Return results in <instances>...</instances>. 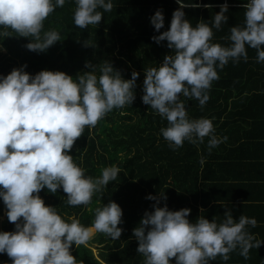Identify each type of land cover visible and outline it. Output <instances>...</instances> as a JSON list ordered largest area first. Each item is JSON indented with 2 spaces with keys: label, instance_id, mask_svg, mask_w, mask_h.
<instances>
[{
  "label": "clouds",
  "instance_id": "1",
  "mask_svg": "<svg viewBox=\"0 0 264 264\" xmlns=\"http://www.w3.org/2000/svg\"><path fill=\"white\" fill-rule=\"evenodd\" d=\"M66 0H0V35L29 37L25 45L33 51H45L61 39L55 28L42 31L46 18ZM74 24L79 28L98 25L103 11H111L113 0H75ZM170 27L164 26L163 11L157 9L150 22L159 35L156 43L166 40L173 49L157 66L144 68L143 103L150 105L167 120L160 132L175 150L185 140L203 143L209 137L208 151L227 141L218 137L214 118H191L186 102L181 98H195L203 108L210 99L212 82L218 80L217 69L231 60H248L247 48L256 49L257 62H264V0H246L243 25L230 28L228 45L213 42L214 29L227 23V3L221 4L209 21L193 23L186 18L185 8H211V4L196 0H177ZM85 46L93 45L84 41ZM2 47V45H0ZM90 71L73 76L60 70L43 69L36 74L25 71L26 64L13 68L7 75L0 74V198L7 208V218L15 222V231H0V253L11 258V264H83L72 255L73 244L87 243L94 233L118 239L123 228V211L114 200L95 208L94 221L85 226L76 217L65 219L57 208L46 205L39 195L46 188L56 193L62 187L68 205H89L95 193H102L110 181H116L123 171L119 164L101 169L91 176L70 154L76 139L87 126L89 129L113 109L131 105L139 72L133 70L125 79L112 63L105 59L93 65L85 62ZM203 159V158H202ZM152 211H145L133 234L138 240L137 252L143 264H210L217 256L230 259L229 254L249 258L252 248H259L264 240L256 239L249 226L256 227L255 217L241 214L234 219L231 209L222 219H207L200 215L193 222L188 207L171 210L160 199ZM203 208L201 212H203Z\"/></svg>",
  "mask_w": 264,
  "mask_h": 264
},
{
  "label": "trees",
  "instance_id": "2",
  "mask_svg": "<svg viewBox=\"0 0 264 264\" xmlns=\"http://www.w3.org/2000/svg\"><path fill=\"white\" fill-rule=\"evenodd\" d=\"M196 2L211 4L212 7L185 8L186 18L193 26L200 19L209 21L220 11L221 4L229 5L226 13L228 21L220 30H213L212 39L222 45L230 44L231 41L227 39L230 28L244 24L246 10L243 5L246 0ZM113 4L111 11L100 9L103 17L98 25L79 28L73 20L75 0H66L63 7L58 6L44 21L42 31L55 28L61 32L62 39L45 51L29 50L25 45L30 38L18 36L10 29L11 35H0V74L3 75L26 64L25 71L33 75L49 69L64 71L75 78L77 74L91 70L86 67V61L95 65L105 59L125 79L131 78L133 70L140 73L133 103L113 109L91 129L86 126L70 150L74 160L85 169L86 175L95 177L101 174L103 167L119 164L123 171L118 174L117 180L110 181L104 192L95 193L87 206L68 205L67 193L62 187L56 193L46 188L39 193L45 204L56 207L65 219L74 216L85 226L92 225L95 208L102 203L114 200L121 206L123 223L118 227L123 228V232L118 239L113 240L104 233L96 232L87 243L71 246L72 255L83 264H143L144 257L137 252L138 240L133 229L138 226L146 210H153L155 201L146 198L149 194L159 197L164 192L167 199H160L159 206L166 203L171 210L188 207L191 209L189 220L194 222L198 217L191 207V197L196 194L200 173L198 168L193 169L192 156L195 154L193 151L197 154L199 146H204L206 141L194 144L185 140L181 147L171 149L160 132L162 127L167 126V120L150 105L143 103L141 98L144 94V68L157 66L163 62L166 54L174 51L167 47L166 40L156 43L152 39L159 32L151 24L150 17L157 9L163 11L165 23L159 30L163 32L170 27L172 14L179 5L177 0H113ZM86 40L93 45L85 46ZM247 51V61L243 58L238 63L229 60L223 69H217L220 78L212 82L210 99L203 108L197 99L181 96L191 118H214L215 126L228 111L229 102L240 99L239 95L243 103L237 101L238 105L232 107V112L227 115L229 119L237 113L235 108L238 107L244 112L251 110L254 113L258 110L259 107L255 109L249 99L257 104L264 102V62H257L256 49L248 47ZM255 89L261 92L247 97ZM252 116H257V113ZM258 122L259 119L254 124ZM6 212L7 208L0 198V231H15V222L8 220ZM1 215H4L3 219ZM171 259L175 264V258ZM0 264H11V258L6 253H0Z\"/></svg>",
  "mask_w": 264,
  "mask_h": 264
},
{
  "label": "crops",
  "instance_id": "3",
  "mask_svg": "<svg viewBox=\"0 0 264 264\" xmlns=\"http://www.w3.org/2000/svg\"><path fill=\"white\" fill-rule=\"evenodd\" d=\"M258 92L261 90L255 89L247 97ZM241 97L239 95L238 100L243 103ZM238 100L229 102L228 111L215 124L216 135H226L227 141L209 152L207 137L204 140L206 146L200 145L197 154L193 151V169L198 168L200 180L196 194L191 197V207L198 217L204 215L209 220L222 219L229 209L234 219L241 214L255 217L257 225L249 226V231L256 239L264 240V102L257 104L249 99L255 109L259 107L258 110L244 112L238 107L235 108L237 113L229 119L227 115L238 105ZM255 113L257 116H252ZM257 119L259 122L254 124ZM229 256L227 261L217 256L210 264H264V243L259 248L250 249L248 259L239 254V249Z\"/></svg>",
  "mask_w": 264,
  "mask_h": 264
},
{
  "label": "rangeland",
  "instance_id": "4",
  "mask_svg": "<svg viewBox=\"0 0 264 264\" xmlns=\"http://www.w3.org/2000/svg\"><path fill=\"white\" fill-rule=\"evenodd\" d=\"M4 218V215H1V219H3Z\"/></svg>",
  "mask_w": 264,
  "mask_h": 264
}]
</instances>
